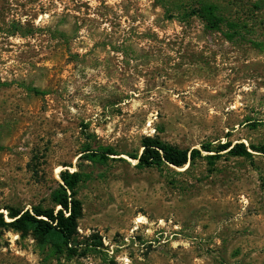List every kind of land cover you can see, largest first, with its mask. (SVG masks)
Instances as JSON below:
<instances>
[{
  "label": "rangeland",
  "instance_id": "rangeland-1",
  "mask_svg": "<svg viewBox=\"0 0 264 264\" xmlns=\"http://www.w3.org/2000/svg\"><path fill=\"white\" fill-rule=\"evenodd\" d=\"M147 136L264 146V0H0V212L89 176L76 253L3 230L0 264H264V154L139 169Z\"/></svg>",
  "mask_w": 264,
  "mask_h": 264
},
{
  "label": "trees",
  "instance_id": "trees-1",
  "mask_svg": "<svg viewBox=\"0 0 264 264\" xmlns=\"http://www.w3.org/2000/svg\"><path fill=\"white\" fill-rule=\"evenodd\" d=\"M189 16L201 19L209 31H219L225 23L216 5L202 1L194 6ZM228 25L235 34L237 25L232 23ZM231 37L232 35H229V38ZM140 147L141 152L127 153L132 160L137 161L139 169H160L164 166L185 168L188 164H193L197 158H204L210 165H214L216 160L223 157V153L235 158H251L250 149L264 154V146L248 148L243 143L235 145L220 143L215 146L208 142L203 144L200 150L183 149L158 136L143 137ZM202 152L207 155L203 157ZM119 155L112 147H92L87 144L79 160L104 166L113 159L112 157ZM59 177L61 182L50 196L51 207L36 205L31 210H26L7 206L4 208L6 215L0 212V232L13 230L22 235H32L41 244L50 245L56 254L76 253L79 221L83 216V204L78 198V188L89 176L80 170L74 172L63 170Z\"/></svg>",
  "mask_w": 264,
  "mask_h": 264
},
{
  "label": "bare ground",
  "instance_id": "bare-ground-1",
  "mask_svg": "<svg viewBox=\"0 0 264 264\" xmlns=\"http://www.w3.org/2000/svg\"><path fill=\"white\" fill-rule=\"evenodd\" d=\"M134 162H136V161H134ZM139 222V221H138Z\"/></svg>",
  "mask_w": 264,
  "mask_h": 264
}]
</instances>
